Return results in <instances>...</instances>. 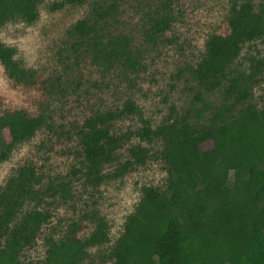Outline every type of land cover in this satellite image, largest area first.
<instances>
[{"label": "rangeland", "instance_id": "1", "mask_svg": "<svg viewBox=\"0 0 264 264\" xmlns=\"http://www.w3.org/2000/svg\"><path fill=\"white\" fill-rule=\"evenodd\" d=\"M53 1L39 5V16L32 23L18 17L0 27V41L15 49L14 58L30 80L16 82L0 63V114L24 109L46 120L35 135L15 143L7 159L0 160V194L23 168H32L39 179L32 183L35 196L23 198L12 226L32 209L46 210L50 218L34 244L21 254L22 264H42L49 239H61L74 223L82 226L80 236L88 237L100 219L108 224L109 240L91 248L83 264H114L109 253L128 217L149 196L144 188L163 190L168 183L160 157L163 142L142 140L137 131L184 117L192 124H210L223 108L227 109L224 116H230L245 105L264 106V41L245 43L221 87L208 91L193 70L209 36L228 33L232 4L241 0H82L52 10ZM113 1L118 7L98 22L99 32L104 40L125 36L131 61L116 58L111 64L96 63L92 47L72 30L81 20L95 22V10ZM165 1L169 6L161 12ZM253 2L259 6L264 0ZM156 12L171 14L173 21L156 42H150L146 38L149 16ZM134 61L139 67L132 66ZM238 75L250 87L249 97L240 104H236V94L226 92L230 79ZM128 101L138 110L113 121L111 131L121 144L114 160L103 166L104 179L95 185L86 176L79 131L89 116L120 112ZM135 146L147 150L143 161L133 162L122 176H116L120 165L136 161Z\"/></svg>", "mask_w": 264, "mask_h": 264}, {"label": "trees", "instance_id": "2", "mask_svg": "<svg viewBox=\"0 0 264 264\" xmlns=\"http://www.w3.org/2000/svg\"><path fill=\"white\" fill-rule=\"evenodd\" d=\"M44 1L0 0V27L18 17L34 22ZM81 2L55 0L51 9ZM168 6L165 1L160 11ZM117 7L113 1L107 8L95 10V22L81 20L73 27L72 34L92 47L96 63L111 64L116 58L131 61L125 36L104 40L99 32L98 22L110 17ZM172 21L168 13L150 15L147 40L156 42ZM228 28L226 34L209 36L205 53L193 70L195 79L208 91L221 87L229 65L245 43L264 41V3L235 1ZM14 55L15 49L0 41V63L8 76L28 83L26 69ZM139 65L132 63L135 68ZM243 79L232 77L226 88L229 95L236 94V104L249 97L250 87ZM197 98L201 99L200 94ZM224 109L213 115L210 124H192L184 117L137 131L142 140L163 142L160 157L168 183L163 190L144 188L149 196L143 197L128 217L109 253L114 264H264V106L245 105L230 116H224ZM137 110L128 101L120 112H96L86 118L79 135L86 176L93 184L104 179L103 166L114 160L121 144V138L111 131L113 121ZM45 123L43 115L33 116L24 109L0 114V160L7 159L15 143L28 140ZM146 152L135 146L132 154L136 161L123 163L115 175L122 176L133 162L143 161ZM34 182H39L34 170L23 168L0 194V264H22L21 254L34 244L50 218L48 211L32 209L12 226L23 198L35 196ZM81 229L74 223L61 239H49L42 264H83L91 248L109 240L103 219L88 237L80 236Z\"/></svg>", "mask_w": 264, "mask_h": 264}]
</instances>
